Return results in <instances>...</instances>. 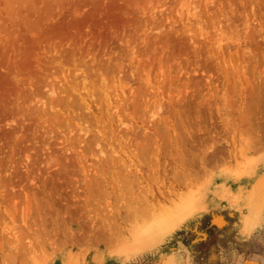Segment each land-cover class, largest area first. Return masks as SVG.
Returning <instances> with one entry per match:
<instances>
[{
    "label": "rangeland",
    "instance_id": "rangeland-1",
    "mask_svg": "<svg viewBox=\"0 0 264 264\" xmlns=\"http://www.w3.org/2000/svg\"><path fill=\"white\" fill-rule=\"evenodd\" d=\"M110 23L125 34L86 50ZM64 27L72 60L43 39ZM0 264H264V0H0Z\"/></svg>",
    "mask_w": 264,
    "mask_h": 264
},
{
    "label": "bare ground",
    "instance_id": "bare-ground-1",
    "mask_svg": "<svg viewBox=\"0 0 264 264\" xmlns=\"http://www.w3.org/2000/svg\"><path fill=\"white\" fill-rule=\"evenodd\" d=\"M137 1H138V0H137ZM134 2H135V1H134ZM188 4H189V3H188ZM119 5H120V4H119ZM133 5H134V4H133ZM133 5H132V7H133ZM95 6H96V5H95ZM109 6H110V5H109ZM120 6H121V5H120ZM122 6H124V5H122ZM82 7H83V6H82ZM98 8H99V7H98ZM101 8H102V7H101ZM114 8H115V7H114ZM182 8H183V7H182ZM91 9H92V8H91ZM99 9H100V8H99ZM125 9H126V8H125ZM108 10H109V8H108ZM130 10H131V9H130ZM93 11H94V10H93ZM93 11H92V12H93ZM131 11L133 12V10H131ZM134 11H135V10H134ZM70 12H71V11H70ZM93 13H95V12H93ZM96 13H97V12H96ZM70 14H71V13H70ZM104 14H105V13H104ZM110 14H111V12H110ZM110 14H109V15H110ZM133 14H134V13H133ZM133 14H132V15H133ZM89 15H90V14H89ZM89 15H88V16H89ZM94 15H95V14H94ZM107 15H108V14H107ZM112 15H113V13H112ZM69 16H70V15H69ZM98 16H99V15H98ZM119 16H120V15H119ZM90 17H91V16H90ZM82 18H83V17H82ZM82 18H81V19H82ZM88 18H89V17H87L86 19H88ZM108 18H109V17H108ZM108 18L106 17V19H108ZM111 18H113V16H111ZM67 19H68V18H67ZM86 19H84V20H86ZM106 19H104V20H106ZM114 19H115V17H114ZM84 20H83V21L81 20V21L85 24L86 22H85ZM96 20H97V18H96ZM111 20H112V19H111ZM116 20H117V19H116ZM118 20H119V19H118ZM126 20H127V19H126ZM48 21H49V19H48ZM86 21L91 22V24H93V23H92L93 20H92V21H91V20H86ZM120 21L122 22V20H120ZM59 22H60V21H59ZM72 22H73V21H72ZM75 22H76V20H75ZM77 22H79V21L77 20ZM77 22H76V23H77ZM93 22H94V21H93ZM99 22H100V21H99ZM103 22H104V21H103ZM114 22H115V21H114ZM124 22H125V21H123V23H124ZM41 23H42V22H41ZM47 23H48V22H47ZM63 23H64V22H63ZM83 23H82V24H83ZM95 23H96V21H95ZM95 23H94V24H95ZM126 23H127V22H126ZM131 23H134V22L132 21ZM57 24H58V23H57ZM57 24H56V26H57ZM96 24H97V23H96ZM120 24H122V23H119L118 25H120ZM134 24H135V23H134ZM48 25H49V24H48ZM54 25H55V24H54ZM75 25H76V24H75ZM85 25H87V24H85ZM97 25H102V24L100 23V24H97ZM103 25H104V24H103ZM103 25H102V26H103ZM105 25H106V24H105ZM126 25H128V24H126ZM126 25H123V24H122V26H126ZM130 25H131V24H130ZM66 26H67V25H66ZM80 26H82V25L80 24ZM80 26H79V27H80ZM83 26H84V25H83ZM83 26H82V27H83ZM102 26H101V28H102ZM111 26H112V27H111ZM44 27H45V26H44ZM59 27H60V26H59ZM76 27L78 28V26H76ZM76 27H75V26H72L71 29H72V28H76ZM109 27L112 28V29H111L112 32L109 33V34H107V33H102V32H101L102 30H97V29H95V30H96L95 32L92 30L93 33L90 34V32H89L90 28H89V30H88V28H87V30H88V32H89L91 38H92L93 44L87 43L88 46H86L87 44H86V45H83V46H86V47H85V48H87L86 50H98V49H100V51H101V48H102V47L105 48L106 46H108V45L110 44V42H113V40H118V38H121L120 35H124V34H125V33H124V30H123V29H124L123 27L120 28V26H117L116 24H111V23H110ZM129 27H131V26H127V28H129ZM133 27H135V26H133ZM133 27H131V28H133ZM77 28H76V29H77ZM97 28H98V27H97ZM103 28H104V26H103ZM48 29H49V28H48ZM64 29H65V30L60 29V30H58V31L56 30V31H54V32H51V31H50L49 33H46V34L43 35V39H44L46 42H47V41H48V42H49V41H56V40L59 41V42H61V41H70V42H72L74 46H73V48H72V49H73L72 52H71V50H70V52H71V53L69 54V57H70V58H68V59H71V60H72V57H74L75 53H76L77 51H80V50L82 51V49H83V46L81 45V44H82V43H81V38H82V37H81L80 34H77V33H76L77 35H74L73 32H69L68 30H66L65 27H64ZM68 29L71 30L69 27H68ZM93 29H94V28H93ZM99 29H100V28H99ZM103 30H104V29H103ZM107 30H109V28H108ZM90 31H91V30H90ZM92 31H91V32H92ZM126 31H127V30H126ZM46 32H47V30H46ZM79 32H80V31H79ZM79 32H78V33H79ZM84 32H85V31H84ZM108 32H109V31H108ZM123 33H124V34H123ZM42 34H43V33H42ZM87 34H88V33H87ZM89 34H88V35H89ZM126 34H127V32H126ZM143 34H144V33H143ZM150 34H151V33H150ZM82 35H83V32H82ZM131 35H132V34H131ZM125 36H126V35H125ZM86 37H87V36H86ZM144 37H145V36H144ZM87 38H88V37H87ZM89 38H90V37H89ZM141 38H142V37H141ZM124 39H126V38H124ZM33 40H34V39H32V41H33ZM90 40H91V39H90ZM83 41H85V40H83ZM142 41H143V40H142ZM48 42H47V43H48ZM59 42H58V43H59ZM85 42H86V41H85ZM114 42H115V41H114ZM145 42H146V41H145ZM72 43H71V44H72ZM146 43H147V42H146ZM146 43H145V44H146ZM49 44H51V42H50ZM83 44H84V43H83ZM89 44H90V45H89ZM66 45H67V44H66ZM71 46H72V45H71ZM111 46H112V45H111ZM111 46H109L108 48H110ZM146 46H147V45H146ZM165 46H166V45H165ZM41 47H42V46H41ZM119 47H120V46H119ZM31 48H32V47H31ZM58 48H59V46H58ZM69 48H70V46H69ZM106 48H107V47H106ZM108 48H107V49H108ZM144 49H145V48H144ZM68 50H69V49H68ZM86 50H85V52H86ZM117 50H118V49H117ZM25 51H26V50H25ZM25 51H24V52H25ZM104 51H105V50H104ZM106 51H108V50H106ZM64 52H66V51H64ZM82 52H83V51H82ZM82 52H81V53H82ZM85 52H84V53H85ZM101 52H102V51H101ZM122 52H123V51H122ZM125 52H126V51H125ZM183 52H184V51H183ZM25 53H26V52H25ZM67 53H68V52H67ZM95 53H96V52H95ZM98 53H100V52H98ZM106 53H107V52H106ZM22 54H23V53H22ZM96 54H97V53H96ZM123 54H124V53H123ZM177 54H178V53H177ZM30 55H31V54H30ZM35 55H36V54H35ZM89 55H93V53L91 52V54H89ZM97 55H98V54H97ZM102 55H103V53H102ZM107 55H108V54H107ZM147 55H148V54H147ZM153 55H154V54H153ZM104 56L106 57V55H104ZM122 56H123V55H122ZM137 56H138V55H137ZM25 57H26V56H25ZM27 57H28V56H27ZM90 57H91V56H90ZM93 57H95V55H94ZM93 57H91V58H93ZM97 57H98V56H97ZM102 57H103V56H102ZM102 57H101V58H102ZM108 57H109V56H108ZM113 57H114V56H113ZM135 57H136V56H135ZM148 57H149V56H148ZM23 58H24V57H23ZM44 58H45V57H44ZM58 58H59V57H58ZM103 58H104V57H103ZM103 58H102V61H100V62H103ZM51 59H52V58H51ZM97 59H98V58H97ZM99 59H100V58H99ZM124 59H125V58H124ZM74 60H76V58L73 59V61H74ZM82 60H83V59H82ZM104 60H105V58H104ZM137 60H138V59H137ZM21 61H22V60H21ZM30 61H31V64L33 65V62H32L31 59H30ZM63 61H64V60H63ZM93 61H94V60H93ZM97 61H98V60H96V62H97ZM106 61H107V60H106ZM106 61H105V62H106ZM126 61H127V60H126ZM159 61H160V60H159ZM22 62H23V61H22ZM24 62H25L26 64L23 65L24 67H22V68H23V71H24V68L27 67L26 65H28V63H27L25 60H24ZM28 62H29V60H28ZM81 62H82V61H81ZM88 62H89V61H88ZM147 62H148V61H147ZM166 62H167V61H166ZM41 63H42V62H41ZM49 63H51V62H49ZM53 63H54V62H53ZM68 63H69V62H68ZM77 63H78V62H77ZM98 63H99V62H97V64H98ZM107 63H108V62H106V64H107ZM21 64H22V63L20 62V65H21ZM23 64H24V63H23ZM71 64H72V63H71ZM75 64H76V63H75ZM82 64H83V63H82ZM91 64H92V63H91ZM97 64H96V65H97ZM125 64H126V63H125ZM34 65H35V64H34ZM87 65H88V64H87ZM178 65H179V64H178ZM74 66H75V65H74ZM91 66H94V62H93V65H91ZM113 66H114V63H113ZM29 67H31V66H29ZM33 67H34V66H33ZM55 67H56V66H55ZM63 67H66V66H63ZM63 67H62V68H63ZM78 67H79V66H78ZM102 67H103V65H102ZM120 67H121V66H120ZM148 67H149V66H148ZM16 68H17V67H16ZM22 68L20 67V69H22ZM31 68H32V67H31ZM66 68H67V67H66ZM89 68H90V66H89ZM94 68H95V66H94ZM118 68H119V66H118ZM125 68H126V67H125ZM32 69H33V68H32ZM40 69H41V68H40ZM49 69H50V68H49ZM100 69L103 71L104 68H103V69L100 68ZM43 70H44V69H43ZM43 70H42V71H43ZM46 70H47V69H46ZM46 70H45V71H46ZM63 70H64V68H63ZM84 70H85V69H84ZM89 70H90V69H89ZM92 70H93V69H91V72H92ZM98 70H99V69H98ZM118 70H119V69H118ZM125 70H126V69H125ZM147 70H148V69H147ZM27 71H28V70H27ZM27 71L25 70V72H27ZM29 71H30V70H29ZM32 71H33V70H32ZM59 71H61V70H59ZM114 71H115V70H114ZM120 71H121V70H120ZM14 72H15V71H14ZM30 72H31V71H30ZM34 72H35V71H34ZM39 72H41V71H39ZM39 72H38V73H39ZM57 72H58V70H57ZM87 72H89V71H87ZM15 73H16V72H15ZM44 73H45V72H44ZM61 73H62V72H61ZM74 73H75V72H74ZM89 73H90V72H89ZM89 73H87V74H89ZM26 74H27V73H26ZM40 74H41V73H40ZM72 74H73V73H72ZM95 74H96V73H95ZM95 74H94V76H95ZM110 74H111V71H110ZM121 74H122V73H121ZM121 74H120V75H121ZM162 74H163V73H162ZM167 74H168V72H167ZM21 75H22V74H21ZM46 75H47V74H46ZM81 75L83 76V74H81ZM90 75H91V74H90ZM96 75H97V74H96ZM157 75H158V74H157ZM70 76H71V75H70ZM74 76H77V74L74 75ZM74 76H72V77L76 80V78H75ZM78 76L80 77V75H78ZM82 76H81V77H82ZM84 76H85V73H84ZM101 76H102V75H101ZM113 76H114V75H113ZM125 76H126V75H125ZM35 77H38V75H37V76L35 75ZM52 77H53V76H52ZM67 77L70 78L69 76H67ZM67 77H65L66 82H67V81L71 82L70 80L67 79ZM86 77H87V76H86ZM86 77H85V78H86ZM104 77H105V76H104ZM104 77H103V78H104ZM38 78H39V77H38ZM83 78H84V77H83ZM85 78H84V79H85ZM101 78H102V77H101ZM105 78H107V77H105ZM105 78H104V79H105ZM118 78H120V77H118ZM53 79H54V78H53ZM65 79H64V80H65ZM71 79H72V78H71ZM80 79H81V78H80ZM104 79H103V81L106 82ZM122 79H123V78H122ZM64 80H63V81H64ZM75 80H74V81H75ZM85 80H86V79H85ZM89 80H90V78H89ZM148 80H149V79H147V82H148ZM36 81H37V80H36ZM74 81H73V82H74ZM80 81H81V80H80ZM82 81H83V80H82ZM90 81H91V80H90ZM99 81H101V80H99ZM99 81H98V82H99ZM86 82H87V80H86ZM86 82H85V83H86ZM145 82H146V81H145ZM8 83H9V82H8ZM8 83H7V84H8ZM25 83H26V82H25ZM62 83H63V82H62ZM67 83H68V82H67ZM75 83H76V82H75ZM75 83H72V84H75ZM77 83H78V80H77ZM77 83H76V84H77ZM83 83H84V82H83ZM83 83H82V84H83ZM90 83H91V82H90ZM92 83H94V82H92ZM92 83H91V84H92ZM99 83H100V82H99ZM99 83H98V84H99ZM114 83H115V82H114ZM148 83H149V82H148ZM169 83H170V82H169ZM14 84H15V83H14ZM59 84H60V83H59ZM94 84H95V83H94ZM101 84H102V83H101ZM120 84H121V83H120ZM5 85H6V83H5ZM8 85H9V84H8ZM22 85H23V84H22ZM57 85H58V84H57ZM63 85H64V83H63ZM65 85H67V84H65ZM65 85H64V86H65ZM69 85H70V84H69ZM83 85H84V84H83ZM83 85H82V86H83ZM102 85H104V84H102ZM151 85H152V84H151ZM48 86H49V85H48ZM86 86H89V85H86ZM95 86L98 87L97 84H95ZM95 86H93V87H94L95 92H96V91H97V90H96L97 88H95ZM109 86H110V85H109ZM124 86H125V85H124ZM162 86H163V85H162ZM27 87H28V85H27ZM65 87H66V86H65ZM65 87H64V88H65ZM71 87H73V90L76 91V89H74V85H73V86H70V88H71ZM75 87H76V86H75ZM91 87H92V86H91ZM93 87H92V88H93ZM100 87H101V86H100ZM103 87H104V86H103ZM160 87H161V86H160ZM49 88H50V87H49ZM70 88H69V89H70ZM98 88H99V87H98ZM107 88H108V87H107ZM39 89H40V88H39ZM56 89H57V88H56ZM66 89H67V87H66ZM78 89H79V88H78ZM86 89H87V88H86ZM86 89H85V90H86ZM88 89H89V87H88ZM94 89H92V90H94ZM161 89H162V88H161ZM18 90H19V89H18ZM24 90H25V88H24ZM73 90H72V91H73ZM92 90H90V91H92ZM107 90H108V89H107ZM107 90H106V91H107ZM118 90H119V88H118ZM165 90H166V89H165ZM171 90H172V89H171ZM50 91H51V89H50ZM52 91H53V90H52ZM58 91H59V90H58ZM80 91H81V88H80ZM100 91H101V90H100ZM104 91H105V90H104ZM106 91H105V92H106ZM111 91H112V90H111ZM149 91H150V90H149ZM153 91H154V90H153ZM22 92H23V91H22ZM25 92H26V91H25ZM36 92H37V91H36ZM73 92H74V91H73ZM85 92H86L87 95L89 96V92H88V90L85 91ZM105 92H103V93H105ZM116 92H117V91H116ZM145 92H146V91H145ZM155 92H156V91H155ZM155 92H154V93H155ZM167 92H168V91H167ZM8 93H10V91H9ZM13 93H14V92H13ZM13 93H12V94H13ZM32 93L34 94L33 91H32ZM60 93L62 94V92H60ZM68 93L71 94L72 92H69V91H68ZM75 93H76V92H75ZM75 93H73V94H75ZM98 93H99V90H98ZM108 93H109V92H107V93H105V94L108 95ZM154 93H152V94H154ZM168 93H169V92H168ZM33 94H32V95H33ZM54 94H55V92H52V94H51L52 97H53ZM76 94H77V93H76ZM76 94H75V95H76ZM78 94H79V92H78ZM90 94H95V93H94V92H93V93L90 92ZM101 94H102V91L100 92L99 95H101ZM109 94H110V93H109ZM46 95H47V94H46ZM75 95H74V96H75ZM102 95H103V94H102ZM107 95H106V96H107ZM150 95H151V94H150ZM168 95H169V94H168ZM13 96H14V95H13ZM79 96H80V95H79ZM79 96L76 97V98H80ZM96 96H97V95H96ZM103 96L106 98L105 95H103ZM155 96H156V95H155ZM155 96H154V97H155ZM157 96H158V95H157ZM165 96H166V95H165ZM170 96H171V95H170ZM8 97H10V96H8ZM65 97H68V96H65ZM69 97H70V96H69ZM69 97H68V98H69ZM86 97H87V96H86ZM89 97H90V96H89ZM89 97H88V98H89ZM92 97H93V95H92ZM100 97H102V96H100ZM100 97H98V98H100ZM107 97H108V96H107ZM110 97H111V96H110ZM110 97H109V98H110ZM146 97H149V98H150L151 96L147 95ZM154 97H153V99H154ZM163 97H164V96H163ZM15 98H16V97H15ZM71 98H72V97H71ZM76 98H75V100H76ZM93 98H94V97H93ZM95 98H96V97H95ZM98 98H96V99L99 101ZM115 98H116V97H115ZM115 98H114V99H115ZM142 98H143V97H142ZM169 98H170V97H169ZM69 99H70V98H69ZM73 99H74V98L71 99V102H72ZM82 99H83V97H81V101H82V104H83V105H82V104H79V105L85 107V109H88V108L90 107V106H88V105H91V104H90L91 102H90V103H86V102L84 101L85 98H84V100H82ZM100 99H101V98H100ZM106 99H107V98H106ZM112 99H113V98H112ZM118 99H119V97H118ZM126 99H127V98H126ZM136 99H137V98H136ZM139 99H140V98H139ZM145 99H146V98H145ZM145 99H144V101H145ZM160 99H161V98H160ZM160 99H159V101L162 102L161 100L164 99V98H162L161 100H160ZM171 99H172V98H171ZM63 100H64V98H63ZM63 100H62V102H64ZM65 100H66V98H65ZM90 100H91V98H90ZM93 100L95 101V99H93ZM93 100H92V101H93ZM109 100H110V99H109ZM140 100H141V99H140ZM148 100H150V99H148ZM157 100H158V99H157ZM165 100H166V99H165ZM169 100H170V99H169ZM57 101H58V100H57ZM77 101H78V100H77ZM81 101H80V103H81ZM142 101H143V100H141V101H139V102H142ZM150 101H152V99H151ZM153 101H154V100H153ZM45 102H46V101H45ZM58 102H59V101H58ZM58 102H57V103H58ZM66 102L68 103V101H66ZM95 102H96V101H95ZM100 102H101V101H100ZM128 102H129V101H128ZM21 103H22V102H21ZM72 103H73V102H72ZM108 103H109V102H108V99H107V103H106V104L108 105ZM110 103L112 104V102H110ZM145 103H146V102H145ZM145 103H144V104H145ZM166 103H167V102H166ZM9 104H10V103H9ZM51 104H52V103H51ZM51 104H50V105H51ZM77 104H78V102H76V106H77ZM92 104H96V106H98V105H97V102H96V103H92ZM98 104H100V103H98ZM106 104H104V107L106 106ZM123 104H124V103H123ZM139 104H141V103H139ZM160 104H161V103H160ZM160 104H159V105H160ZM171 104H172V103H171ZM48 105H49V104H48ZM50 105H49V106H50ZM60 105H61V104H60ZM65 105H66V104H65ZM68 105H69V104H68ZM70 105H71V104H70ZM147 105H148V103H147ZM49 106H48V107H49ZM51 106H52V105H51ZM58 106H59V105H58ZM62 106H64V105H62ZM66 106H67V105H66ZM99 106H101V105H99ZM109 106H110V104H109ZM115 106H116V105H114V107H115ZM127 106H128V105H127ZM148 106H150V105H148ZM72 107H73V105H72ZM74 107H75V106H74ZM112 107H113V105H112ZM112 107L110 106V109H111V110H113ZM123 107H124V106H123ZM136 107H137V106H136ZM140 107H141V106H140ZM162 107H163V106H162ZM52 108L54 109L53 106H52ZM57 108H58V110H62V109H59V107H57ZM65 108H66V107H65ZM65 108H64V110L66 111L67 108H66V109H65ZM79 108H80V107H79ZM99 108L101 109L102 107H99ZM106 108H107V106H106ZM106 108H105V109H106ZM116 108L118 109V107H116ZM172 108H173V110H174L175 106L172 107ZM19 109H20V108H19ZM68 109H69V107H68ZM74 109H75V108H74ZM74 109H73V110H74ZM96 109H97V108H96ZM100 109H98L97 112H99ZM108 109H109V108H107V110H108ZM117 109H116V110H117ZM126 109H127V108H126ZM155 109H156V108H155ZM155 109H154V110H155ZM170 109H171V108H170ZM37 110H38V109H37ZM51 110H52V109H51ZM58 110H57V111H58ZM69 110H71V109H69ZM69 110H68L67 112H69ZM73 110H72V113H73ZM82 110H83V108H82ZM101 110H102V109H101ZM107 110H106V111H107ZM134 110H135V109H134ZM151 110H153V109H151ZM32 111H33V110H32ZM57 111H55V112L57 113ZM80 111H81V110H80ZM85 111H86V113H87V110H84V112H85ZM88 111H90V110H88ZM104 111H105V110H104ZM118 111H119V110H118ZM147 111H148V110H147ZM174 111H176V110H174ZM74 112H75V110H74ZM81 112H83V111H81ZM81 112H80V113H81ZM97 112H95L94 114H96ZM108 112H110V110H109ZM111 112H113V111H111ZM116 112H117V111H116ZM172 112H173V111H172ZM56 113H55V114H56ZM62 113H63V111H62ZM72 113H70V114H72ZM80 113H78V111H77V114H80ZM89 113H92V112H89ZM127 113H128V112H127ZM127 113H126V114H127ZM137 113H140V112L137 111ZM30 114H31V113H30ZM46 114H47V113H46ZM58 114H59V113H58ZM106 114H107V112L105 113V115H106ZM114 114H115V111H114ZM114 114H113V115H114ZM120 114H121V113H120ZM123 114H124V113H123ZM128 114H129V113H128ZM128 114H127V115H128ZM59 115H61V114H59ZM65 115H68V114H65ZM80 115H81V114H80ZM82 115H83V114H82ZM97 115H98V114H97ZM97 115H96V116L94 115L95 118L97 117V119H99V121L101 122V120H100V118H99L100 116L98 117ZM109 115H110V114H109ZM145 115H146V114H145ZM172 115H173V113H172ZM53 116H54V115H53ZM63 116H64V115H63ZM68 116H69V115H68ZM73 116H74V113H73ZM77 116H78V115H77ZM77 116H76L75 121L78 120V119H81V120H82L81 117L78 118ZM106 116L109 117L108 114H107ZM118 116H119V115H118ZM121 116H122V115H121ZM121 116H120V117H121ZM123 116H124V115H123ZM123 116H122V119H123ZM103 117H104V116H103ZM107 117H106V118H107ZM111 117H116V116L114 115V116H111ZM120 117H118V118H120ZM124 117H125V116H124ZM132 117H133V115H132ZM139 117H140V116H139ZM139 117H138V118H139ZM35 118H36V117H35ZM61 118H62V117H61ZM77 118H78V119H77ZM95 118H94V120L96 121L97 119H95ZM118 118H116V119H118ZM171 118H172V117H171ZM91 119H93V118H91ZM91 119H90L89 121H92ZM128 119H130V118H128ZM54 120H55V119H54ZM54 120H53V121H54ZM68 120H69V117H68ZM70 120H71V118H70ZM83 120H84V119H83ZM85 120H86V118H85ZM85 120H84V121H85ZM103 120H104V119H103ZM112 120H114V119L112 118ZM120 120H121V118H120ZM120 120H119V122H120ZM169 120H170V119H169ZM34 121H35V120H34ZM66 121H67V120H66ZM66 121H65V122H66ZM95 121H92V122H95ZM99 121H98V122H99ZM105 121H106V120H105ZM115 121H116V120H115ZM138 121H139V120H138ZM167 121H168V117H167ZM167 121H166V122H167ZM59 122H60V121H59ZM76 122H77V121H76ZM76 122H75V125H76ZM79 122H81V121H79ZM108 122H109V121H108ZM108 122H107V123H108ZM110 122H113V121H110ZM117 122H118V120H117ZM154 122H155V121H154ZM164 122H165V121H164ZM171 122H172V121H171ZM176 122H177V121H176ZM180 122H183V120L180 121ZM180 122H179V124H180ZM69 123H70V122H69ZM96 123H97V121H96ZM96 123H95V124H92L91 126H93V125L95 126V125L98 124V123H97V124H96ZM158 123H159V122H157V124H158ZM161 123H162L161 125H162V127H163V126H164V125H163V122H161ZM186 123H187V122H186ZM65 124H66V123H65ZM67 124H68V123H67ZM82 124H83V123H82ZM88 124H89V122H88ZM90 124H91V123H90ZM110 124H112V123H110ZM182 124H183V123H182ZM77 125H78V124H77ZM99 125H100V124H99ZM101 125H102V123H101ZM133 125H134V124H133ZM158 125H160V123H159ZM183 125H185V124H183ZM65 126H66V125H65ZM97 126H98V125H97ZM111 126H112V125H111ZM115 126H116V125H115ZM151 126H153V125L151 124ZM60 127H61V126H60ZM83 127H84V125H83ZM132 127H133V126H132ZM158 127H159V126H158ZM104 128H105V127H104ZM104 128H103V129H104ZM106 128H107V127H106ZM112 128H113V126H112ZM127 128H128V127H127ZM154 128H155V127H154ZM172 128H173V127H172ZM172 128H171V129H172ZM180 128H181V127H180ZM182 128H183V129H182ZM182 128L179 129V130H181V131L184 130V131L187 132V133H190V132H191V130H190V132L187 131V129H188V128H187V125H186V127H182ZM64 129H65V128H64ZM66 129H67V128H66ZM79 129H80V128H79ZM93 129H95V128H93ZM97 129H98V128H97ZM103 129H102V130H103ZM114 129H115V128H114ZM119 129H120V128H119ZM160 129H161V128H160ZM171 129H170V130H171ZM189 129H190V128H189ZM59 130H60V129H59ZM110 130H111V129H110ZM143 130H144V129H143ZM147 130H148V128H147ZM153 130H154V129H153ZM158 130H159V129H158ZM158 130H157V131H158ZM60 131H61V130H60ZM88 131H90V130H88ZM111 131H112V130H111ZM132 131H133V129H132ZM132 131H131V132H132ZM90 132H91V131H90ZM114 132H115V130H114ZM131 132L129 131V133H131ZM136 132H137V131H136ZM143 132H144V131H143ZM147 132H148V131H147ZM153 132H154V131H153ZM168 132H169V130H168ZM168 132H166V133L168 134ZM185 132H184V133H185ZM84 133H85V132H84ZM127 133H128V131H127ZM132 133H133V132H132ZM90 134H91V133H90ZM153 134H154V133H153ZM159 134H160V133H159ZM159 134H158V135H159ZM176 134H177V133H176ZM190 134H191V133H190ZM81 135H82V134H81ZM95 135H96V134H95ZM107 135H108V134H107ZM120 135H121V134H120ZM127 135H128V134H127ZM127 135H125V137H126ZM140 135H141V134H140ZM142 135H143V134H142ZM144 135H145V134H144ZM144 135H143L142 137H144ZM178 135H179V134H178ZM188 135H189V134H188ZM58 136H59V135H58ZM66 136H67V135H66ZM89 136H90V135H89ZM149 136H150V135H149ZM149 136H148V138H149ZM153 136H154V135H153ZM165 136H166V135H165ZM68 137H70V136H68ZM71 137H72V136H71ZM79 137H80V136H79ZM134 137H135V136H134ZM134 137H133V138H134ZM140 137H141V136H140ZM140 137H138V138L140 139ZM158 137H159V136H158ZM176 137H177V135L175 136V138H176ZM99 138H100V137H99ZM126 138H127V137H126ZM138 138H136V139H138ZM150 138H151V136H150ZM152 138H153V137H152ZM168 138H169V137H168ZM178 138H179V136H178ZM61 139H62V138H61ZM67 139H68V138H67ZM102 139H103V138H102ZM176 139H177V138H176ZM65 140H66V139H65ZM96 140H97V139H96ZM96 140H93V141H96ZM130 140H131V139H130ZM141 140H142V139H141ZM144 140H145V139H144ZM144 140H143V141H140V142H144ZM162 140H163V139H162ZM165 140H167V139H165ZM174 140H175V139H174ZM174 140H172V142H173ZM69 141H70V140H69ZM73 141H74V140H72V142H73ZM88 141H89V140H88ZM98 141H99V140H98ZM120 141H121V140H120ZM131 141L134 142L135 139H134V140L132 139ZM149 141H150V139H149ZM168 141H169V140H168ZM55 142H56V141H55ZM140 142L138 141L137 143H140ZM156 142H157V141H155L154 143H156ZM20 143H21V142H20ZM87 143H88V142H87ZM93 143H94V142H93ZM95 143H96V142H95ZM97 143H98V142H97ZM120 143H121V142H120ZM124 143H126V141H125ZM134 143H135V142H134ZM134 143H133V144H134ZM165 143H166V142H165ZM173 143L176 144L175 142H173ZM55 144H56V143H55ZM75 144H76V143H75ZM113 144H115V143H113ZM140 144H141V143H140ZM149 144H150V142H149ZM48 145H49V143H48ZM94 145H95V144H94ZM94 145H91V146H94ZM99 145H100V143H99ZM102 145H103V144H102ZM116 145H117V144H116ZM123 145H125V144H123ZM143 145H144V144H143ZM145 145H146V144H145ZM156 145H157V144H156ZM170 145H172V144H170ZM82 146H83V145H82ZM107 146H108V145H107ZM111 146H112V145H111ZM130 146H131V145H130ZM174 146H175V145H174ZM174 146H173V148H174ZM84 147H85V146H84ZM89 147H90V146H89ZM101 147H102V146H101ZM109 147H110V146H109ZM109 147H108V149H109ZM128 147H129V145L127 144V147H126V148H128ZM131 147H132V146H131ZM131 147H130V148H131ZM141 147H142V146H141ZM151 147H152V146H151ZM153 147H156V146L153 145ZM153 147H152V148H153ZM71 148H72V147H71ZM102 148H106V147H102ZM110 148H111V147H110ZM113 148H114V147H113ZM124 148H125V147H124ZM144 148H145V146H144ZM144 148H143V150H144ZM147 148H148V146H147ZM119 149H121V148H119ZM119 149L116 150V151H119V152H120ZM122 149H123V148H122ZM122 149H121V150H122ZM168 149H169V148H168ZM81 150H82V149H81ZM91 150H92V148H91ZM91 150H90V151H91ZM111 150H112V148H111ZM172 150H173V149H172ZM172 150L170 149V151H168V153L171 152ZM180 150H181V149H180ZM61 151H63V150H61ZM102 151H103V150H102ZM114 151H115V149H114ZM123 151H124V150L121 151L122 154H123ZM43 152H44V151H43ZM55 152H56V151H55ZM88 152H89V151H88ZM108 152H109V151H108ZM173 152H174V151H173ZM109 153H110V152H109ZM112 153H113V152H111V153L108 154L107 156H111ZM127 153H128V152H127ZM60 154H61V153H60ZM82 154H83V153H82ZM87 154H88V153H87ZM104 154H106V153H104ZM119 154H120V153H119ZM119 154H118V155H119ZM159 154H160V153H159ZM94 155H95V154H94ZM123 155H124V154H123ZM132 155H133V157L135 158V154L133 153ZM145 155H146V154H145ZM173 155H174V154H173ZM52 156H53V155H52ZM105 156H106V155H105ZM107 156H106V157H107ZM112 156H113V155H112ZM114 156H115V154H114ZM168 156H169V155H168ZM85 157H87V156H85ZM116 157H117V156H116ZM127 157H128V156H127ZM129 157H130V156H129ZM170 157H171V156H170ZM28 158H29V157H28ZM38 158H39V157H38ZM111 158H112V157H111ZM120 158H121V157H120ZM123 158H124V157H123ZM177 158H179V157L177 156ZM15 159H16V158H15ZM26 159H27V157H26ZM35 159H36V158H35ZM108 159H109V157H108ZM113 159H114V158H113ZM117 159H118V157H117ZM170 159H171V158H170ZM66 160H67V159H66ZM87 160H88V159H87ZM100 160H101V158H100ZM118 160L120 161V159H118ZM179 160H180V158H179ZM62 161H65V160L62 159ZM78 161L80 162V160H78ZM94 161H95V160H94ZM112 161H113V160H112ZM119 161H118V162H119ZM124 161H125V160H124ZM128 161H129V159H128ZM67 162H69V160H68ZM74 162H75V161H74ZM108 162H109V161H108ZM126 162H127V161H126ZM141 162H142V161H141ZM23 163H24V162H23ZM87 163H88V162H87ZM87 163H86V164H87ZM97 163H98V162H97ZM110 163H111V159H110ZM112 163H114V162H112ZM128 163H129V162H128ZM179 163H180V162H179ZM66 164H67V163H66ZM76 164H77V163H76ZM80 164H81V163H80ZM123 164H125V162H123ZM135 164H136V163H135ZM142 164H143V163H142ZM64 165H65V164H64ZM77 165H78V164H77ZM88 165H89V164H88ZM92 165H93V164H92ZM127 165H128V164H126V166H127ZM139 165H140V164H139ZM26 166H27V165H26ZM32 166H33V164H32ZM34 166H35V165H34ZM41 166H42V165H41ZM96 166H97V165H96ZM110 166H111V165H110ZM115 166H116V165H115ZM130 166H131V165H130ZM29 167H30V166H29ZM62 167H63V166H62ZM119 167H120V166H119ZM123 167H124V166H123ZM131 167H132V166H131ZM32 168H33V167H32ZM36 168H37V166H36ZM78 168H79V166H78ZM109 168H110V167H109ZM111 169H112V168H111ZM111 169H110V171H111ZM113 169H114V168H113ZM125 169H127V168L124 167V170H125ZM131 169H133V168H131ZM137 169H138V168H137ZM135 170H136V169H135ZM135 170H134V171H135ZM35 171H36V170H35ZM93 171H94V170H93ZM130 171H131V170H130ZM134 171H133V172H134ZM154 171H155V170H154ZM115 172H116V171H115ZM124 172H125V171H124ZM131 172H132V171H131ZM131 172H129V173H131ZM138 172H139V171L137 170V173H138ZM111 173H112V172H111ZM180 173H181V171H180ZM183 173H185V172L183 171ZM89 174H90V173H89ZM131 174H132V173H131ZM131 174H129V175H131ZM133 174H134V173H133ZM133 174H132V175H133ZM135 174H136V172H135ZM129 175H128V176H129ZM139 175H140V174H139ZM103 176H104V175H103ZM105 176H106V175H105ZM176 176H177V175H176ZM183 176L187 177L186 174H184ZM120 177H121V176H120ZM130 177H131V176H130ZM133 177H134V176H133ZM138 177H139V176H138ZM138 177H137V178H138ZM178 177H179V176H178ZM40 178H41V177H40ZM103 178H104V177H102L101 179H103ZM183 179H185V178H183ZM104 180H106V179H104ZM143 180H145V179L143 178ZM136 181H137V185H139V183L142 182L140 179H139V180L136 179V180H135V183H136ZM70 182H71V181H70ZM94 182H95V181H94ZM94 182H92V184H93ZM122 182H124L123 185L126 184L125 186H127V188L131 189L130 184L126 183L124 180H123V181L121 180V184H122ZM173 182H174V181H173ZM98 183H101V182H98ZM98 183H97V185H99ZM103 183H104V182H103ZM142 183H143V182H142ZM147 183H148V182H147ZM147 183H146V184H147ZM65 184H66V183H65ZM75 185H76V184H75ZM116 185H117V184H116ZM149 185H150V184H149ZM83 186H84V185H83ZM101 186H102V185H101ZM144 186H145V185H144ZM38 187H39V186H38ZM74 187H75V186H74ZM141 188H142V187H141ZM144 188H145V187H144ZM12 189H13V188H12ZM138 189H139V188H138ZM13 190H14V189H13ZM153 190H154V189H153ZM134 191H135V190H134ZM144 191H145V190H144ZM22 192H23V191H22ZM103 193H104V192H103ZM145 194H147V193H145ZM135 195H136V194H135ZM147 196H148V195H147ZM137 198H138L137 201L139 202V201H142L143 199H145V196L142 195V194L140 195L139 193H137ZM146 200H147V199H146ZM142 203H144V202H141V204H142ZM138 204H139V203H138ZM144 204H145V203H144ZM138 207H139V206H138ZM141 209H142V208H141ZM131 213H132V212H131ZM133 218H134V217H133ZM167 218H168V216H167ZM167 218H163V219H161V221H160V220H159V221L156 220L157 223H154V225H153L151 228H148V229L146 230L145 235H144V238H143V240H142L143 242L146 243V245H147V243H148L150 240H155V239H157V237H159L160 235H162V233H164V232H165V233L168 232V231L172 228V224H173V222H176V223H177V222L179 221V219H180V218H172V219H170V220H169V219L167 220ZM129 222H130V221H129ZM158 224H160V225H158ZM115 231H116V230H115ZM150 243H153V242H150ZM150 243H149V244H150ZM141 245H142V244H141Z\"/></svg>",
    "mask_w": 264,
    "mask_h": 264
}]
</instances>
